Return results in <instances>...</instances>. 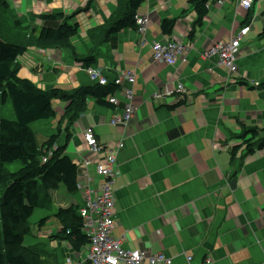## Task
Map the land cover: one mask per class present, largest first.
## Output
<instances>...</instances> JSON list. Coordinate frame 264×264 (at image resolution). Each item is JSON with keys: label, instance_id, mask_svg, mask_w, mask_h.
<instances>
[{"label": "crops", "instance_id": "crops-1", "mask_svg": "<svg viewBox=\"0 0 264 264\" xmlns=\"http://www.w3.org/2000/svg\"><path fill=\"white\" fill-rule=\"evenodd\" d=\"M3 1L34 35L42 27L40 14L70 17L78 24L72 45L79 57L90 48L88 30L110 20L118 6V0ZM189 1L144 0L137 11L150 18L144 43L139 44L135 30L127 29L102 47L96 67L108 81L120 70L136 74L135 119L128 129L113 126L110 120L120 110L89 99L70 128L64 154L79 166V174L88 172V161L92 186L98 189L97 162L104 160V151L123 143L116 156L121 178L114 187L113 236L125 249L162 253L172 264H187L186 257L192 258L188 264H264V150L243 162L239 153L231 162L230 150L240 141H227L240 133V122L264 126V89L258 88L264 83V0L252 2L248 10L233 0H210L192 38L188 35L196 14ZM166 19H178L170 37L160 29ZM245 25L250 30L239 46L238 73L229 78L215 57L202 54L217 42L229 41ZM172 39L186 44L187 50L174 65L154 62L151 44ZM18 63V77L40 90L69 92L95 85L69 50L30 48ZM177 84L189 92L186 100L163 95L165 88ZM158 92L162 97L153 99ZM181 100L185 105L168 110ZM54 104L59 120L64 107L59 101ZM84 132L92 133L104 151L89 153ZM35 133L38 143L49 136L46 129ZM55 192H50L52 208L43 210L46 222H35L36 235L28 245H44V264H86L83 250L76 253L55 238L60 230L56 211L81 205V196H64L57 203Z\"/></svg>", "mask_w": 264, "mask_h": 264}, {"label": "trees", "instance_id": "trees-1", "mask_svg": "<svg viewBox=\"0 0 264 264\" xmlns=\"http://www.w3.org/2000/svg\"><path fill=\"white\" fill-rule=\"evenodd\" d=\"M209 1H189L196 20L188 37L192 38L195 28L201 26ZM143 3L144 0H118L117 10L110 20L88 30L90 48L86 55L79 57L72 45V39L78 35V24H72L70 17L61 12L42 13L37 17L42 24L41 30L34 35L23 26L8 4L0 0V107L9 103L14 113L13 119L0 117V264H44V245L24 244L25 238L31 234L29 220L34 211H49L52 208L51 191L62 186L69 195L77 193L78 166L64 154L65 145L71 138L70 128L85 112L89 99L98 106L111 108L107 98L117 91L110 81L105 86H80L69 92L59 88L40 90L30 81L18 77V58L30 48L69 50L85 70L97 68L102 47L113 44L116 35L122 31L135 30V15ZM177 20L161 22L160 29L165 37L172 36ZM104 58L107 59L108 55ZM258 88L264 89V83ZM54 100L64 107L62 115L57 121L55 133L38 143L32 124L57 118L51 105ZM185 103L181 100L168 110L174 111ZM239 127L240 133L232 134L227 140L240 141L230 150L231 162L239 153L243 162L264 150V126L250 127L240 122ZM64 134V145L59 147L58 140ZM17 161L21 164L20 168L10 172L7 165ZM80 207L59 208L55 214L60 226L55 238L65 240L76 253L89 243L83 233ZM46 220H40V224Z\"/></svg>", "mask_w": 264, "mask_h": 264}, {"label": "built area", "instance_id": "built-area-1", "mask_svg": "<svg viewBox=\"0 0 264 264\" xmlns=\"http://www.w3.org/2000/svg\"><path fill=\"white\" fill-rule=\"evenodd\" d=\"M236 7L248 10L252 5V0H233ZM150 20L148 16L135 15V29L140 37L139 44L145 41L146 32ZM249 26H244L229 41L217 42L211 48L204 51L203 58H216V66L228 74L229 77L238 73L236 59L240 43L249 32ZM187 50V45L180 40H167L163 43L154 42L151 44L152 60L157 63L174 65L177 59ZM90 80L100 86L108 84V80L101 73L100 69L89 68L86 70ZM117 88L115 94L109 96L108 102L120 110L114 115L110 124L123 129H128L135 119L136 107L134 86L136 84V74L133 71H118L116 77L111 81ZM164 96H179L187 98L189 92L183 85H175L173 88H165ZM161 93H155L153 99H160ZM86 148L91 154H99L104 151L90 132L83 133ZM123 148V143L119 142L109 150L104 151L105 157L101 162H97L96 175L105 183L103 186L94 188L92 179L88 172L81 173L77 191L81 195L82 206L79 215L83 222V233L88 238V246L83 249L85 263L87 264H172L171 259L164 254H148L140 249L129 250L123 247L122 241L113 236L116 226L114 220V180L120 175L115 156ZM46 161L45 159L43 160ZM84 163V167L88 165ZM87 170V168H86ZM192 258L186 257V262L191 263ZM211 261L207 260L206 264Z\"/></svg>", "mask_w": 264, "mask_h": 264}, {"label": "rangeland", "instance_id": "rangeland-1", "mask_svg": "<svg viewBox=\"0 0 264 264\" xmlns=\"http://www.w3.org/2000/svg\"><path fill=\"white\" fill-rule=\"evenodd\" d=\"M144 16H146V15H144ZM54 102H55V100L54 101H52V103H51V105H52V107L54 108V110L56 109V107H55V104H54ZM61 103V102H60ZM61 110V109H60ZM63 111V110H62ZM59 114H61V112H59ZM0 117L1 118H4V119H13L14 118V113H13V109H12V107H11V105L8 103V104H6V105H4V106H1L0 107ZM57 120H58V117L57 118H55L54 120H50V121H44V122H37V123H34V124H32V129L34 130V131H37V130H39V129H42V130H45L46 129V131L47 132H49V135H51V134H53V133H55V130H56V127H57ZM51 132H53V133H51ZM51 133V134H50ZM65 134L64 135H62V137H64L65 138ZM60 141V140H59ZM58 141V146L59 147H62L63 145H64V142H59ZM64 141H65V139H64ZM119 143V142H118ZM121 150V149H120ZM119 150V151H120ZM118 151V152H119ZM118 152H117V154H118ZM117 154H116V156H117ZM116 156H115V159H116ZM116 162H117V160H116ZM76 164V163H75ZM77 165V164H76ZM20 166H21V164H20V162H14V163H12V164H8L7 165V169L10 171V172H15V171H17L19 168H20ZM78 166V165H77ZM86 168H87V166H86ZM92 168V169H91ZM88 170V172L90 173L89 175H92V171H93V167H90V168H88L87 169ZM119 170V169H118ZM78 171H79V166H78ZM94 171H95V175H96V166H95V169H94ZM119 172H120V170H119ZM80 175L81 174H79V177H80ZM97 176V175H96ZM121 178V173H120V175L119 176H117L116 178H115V180H114V186H113V191H114V187L116 186V184H117V182H118V180ZM104 183H105V181H104V179L102 178V180L100 181V182H98L97 184V187L99 188V187H101V186H103L104 185ZM53 191H56L55 192V194L54 195H56L55 196V199H56V202L58 203L59 201H60V199L61 198H63L64 196H71V195H69V194H67L66 193V191H65V189L62 187V186H60L57 190H53ZM78 191H77V193H75V194H73L74 196H76L77 197V195H78ZM80 194V193H79ZM81 196V195H80ZM79 205V204H78ZM72 206H74V205H72ZM75 206H77V205H75ZM81 206H82V204H81ZM43 216H44V212H43V210H36L35 211V214H33L32 215V217L30 218V220H29V224H30V228H31V234H30V236H28V237H26L25 238V240H24V244L25 245H28L29 244V241L32 239V237H34L35 235H36V230H37V224L35 223V222H37L38 220H40V219H42L43 218Z\"/></svg>", "mask_w": 264, "mask_h": 264}, {"label": "clouds", "instance_id": "clouds-1", "mask_svg": "<svg viewBox=\"0 0 264 264\" xmlns=\"http://www.w3.org/2000/svg\"><path fill=\"white\" fill-rule=\"evenodd\" d=\"M245 26H249V25H245ZM135 31H136V29H135ZM170 41V40H169ZM233 76H235V75H233ZM229 77V76H228ZM229 78H232V77H229ZM183 99H185L186 100V98H183Z\"/></svg>", "mask_w": 264, "mask_h": 264}, {"label": "flooded vegetation", "instance_id": "flooded-vegetation-1", "mask_svg": "<svg viewBox=\"0 0 264 264\" xmlns=\"http://www.w3.org/2000/svg\"><path fill=\"white\" fill-rule=\"evenodd\" d=\"M116 224V223H115Z\"/></svg>", "mask_w": 264, "mask_h": 264}]
</instances>
